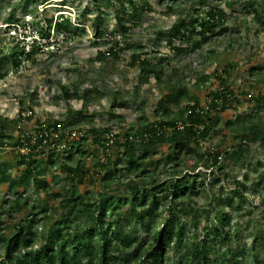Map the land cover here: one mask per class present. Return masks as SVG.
<instances>
[{
    "label": "rangeland",
    "instance_id": "rangeland-1",
    "mask_svg": "<svg viewBox=\"0 0 264 264\" xmlns=\"http://www.w3.org/2000/svg\"><path fill=\"white\" fill-rule=\"evenodd\" d=\"M246 1L0 0L2 24L5 19L11 18L12 22L20 20V24L29 25L38 16L41 19L50 16L54 18L60 13L70 15L74 20L78 17L84 23V30L68 40L55 36L51 31V44L43 47L44 52L34 53V61H28L25 66L21 64L22 67L16 72L7 67L8 74L0 81V137L16 139L25 130L33 131L30 126L27 129L22 126V110L24 117L33 113L34 117L60 120L64 128L58 133L59 141H55L59 150L58 155L53 158L55 165L48 163L50 154L47 149L53 145L45 147L42 149L44 153L36 156L39 168L43 171L41 179H44L51 191L60 192L61 187L70 186V183L64 180L67 172L61 169L64 159L67 158L74 163L82 161L83 170L87 171L83 183L75 186L77 195L85 202L86 197L99 201L103 195H112L116 200L122 196L129 198V194L124 192L127 180L123 179L121 185H113L109 190L100 181L106 169L100 168L99 165L108 162L107 156L110 155L112 162L117 161V168L125 166L124 161L118 158L121 148L114 143L109 144L105 138H102L105 148L93 143L90 129H109L116 135L112 140L116 138L121 144L124 134L134 133L140 125L157 121L155 108L161 97L166 94L165 85L169 80L176 81L183 75L186 88L205 109L209 100L208 93L219 88L220 80L217 76L221 75L225 84L230 87L234 99L222 112L209 114L218 129H210L206 138L200 142L202 150L210 154L214 151L223 153L217 167L221 170L214 169V174L211 175L218 177L220 184L211 186V176L205 179L196 178L198 186L204 181L202 183L205 191L187 201L186 209L170 200L163 202L165 212L160 221L163 223L170 219L169 226L173 229L174 236L166 242V253L161 264H184L193 246H199V249L205 251L207 264L220 263L224 258H233L240 264H264V177L261 166L264 160V143L254 142L247 146L240 144L238 147L239 139H235V136L240 134L231 133L223 127L225 121L233 122L236 117L244 114L258 113L260 122H264V109L261 110L257 102L261 99L264 103V74H249L251 68L262 67V71L264 70V14L260 20H255L245 4ZM250 1L255 7L260 4L264 12V0ZM95 2L99 10L94 9ZM130 3H135L143 9L122 20L121 24L129 28L123 37L118 34L116 14L121 12V5L129 8ZM169 5L172 7L171 11H168ZM206 6L225 10L228 15L226 29L215 30L214 36L207 37L205 42L195 48L192 47V42L167 43L163 33L167 32L178 18L192 16L194 9ZM95 17H99L101 22L99 38H95L92 30ZM133 22L136 26L131 27ZM113 33L117 34L116 39L121 43L125 38L129 49L117 58L97 60L96 56L103 47L93 43L111 39ZM11 44L5 40L0 46L5 51L14 45ZM212 51L214 55L211 54ZM134 54L140 55L141 59L150 60L151 67L155 68V74L158 73L159 78L156 79L154 74H150L148 81L143 82L140 76L145 72L138 66L137 61L131 62V56ZM160 59L162 62L159 64ZM3 62L9 64L10 58L7 57ZM226 67L227 74L222 72ZM203 75L207 77L204 84L197 89L193 88V81ZM59 83L71 90L68 101L63 98ZM185 104L183 101L181 107ZM78 111L81 115L76 117L75 113ZM171 111L174 112L175 109L172 107ZM80 139H86L83 141L85 153L69 157L67 147L63 146ZM134 141L141 140L135 138ZM235 149L241 150V158L238 161L227 156ZM169 151L166 141L153 146L150 157L145 162L152 163V166H145V171H154L158 161L163 164ZM20 154H24L21 149L11 145L0 148V168L11 173L15 179L24 172V167L16 163ZM210 162L208 157L200 165L195 164L193 160L187 164V168H195L194 172L201 169L211 171ZM109 167L112 165L109 164ZM168 167V164H165V169ZM161 172L163 169L160 168L155 178L169 182V178ZM245 176L247 180H244L243 198L234 199L233 204L228 206L227 202L233 198L235 181H241ZM17 190L22 198L29 196L28 207H17L13 203L9 206L4 204V200L11 201L12 194L7 191L6 186H0V234L5 237L12 234L13 222L26 220L37 211L33 208L35 202L39 204L46 200V193L36 191L34 178L31 179L27 191L22 192L21 186ZM169 209L174 210L173 214H169ZM49 210L48 214H54L45 224H41V228L45 230L54 227L60 219L59 209L55 210L50 204ZM118 214L125 216L115 228L116 231L138 238L145 236L147 225L153 221L142 211L131 210L128 204L120 205ZM9 215L13 217L12 220L8 218ZM223 216L229 218V224L219 222ZM23 224L29 227L28 222ZM88 225L84 219L77 221L70 230L73 232L78 226V233H81ZM220 227L229 231L228 243L223 241L222 236L213 233L214 229ZM180 229L181 235L175 236ZM41 237V233L38 234L39 242L36 247L42 245ZM94 245L99 246L100 241ZM85 247L91 250L92 243L87 242ZM3 250L4 241L0 240V255ZM75 252L73 245L69 248V253L74 255ZM82 255L85 257V254ZM120 258L128 261L130 254H123ZM198 264H203V261Z\"/></svg>",
    "mask_w": 264,
    "mask_h": 264
},
{
    "label": "trees",
    "instance_id": "trees-1",
    "mask_svg": "<svg viewBox=\"0 0 264 264\" xmlns=\"http://www.w3.org/2000/svg\"><path fill=\"white\" fill-rule=\"evenodd\" d=\"M172 2V1H171ZM96 4V2H95ZM246 6L249 12L253 14L255 20H260L264 14L263 7L258 4L256 7L250 0L246 1ZM173 6V4H172ZM94 9L99 10L96 4ZM141 8L135 3H130V7L126 8L121 5V12L116 14L118 19V34L123 37L129 31L128 27L121 24L122 20H126L130 15L137 12ZM193 10V15L180 17L176 23L167 32L163 33V37L168 44L177 41L192 42V47L200 46L206 41L209 36L215 35V30L226 29L228 15L224 9L218 7L206 6L204 8ZM171 5L168 6V11H171ZM248 14V13H247ZM189 18V19H188ZM76 20V21H75ZM73 19L70 15L63 13L41 19L40 16L34 19V22L29 24L32 31H35L40 38L39 42L33 44L30 52L26 53L20 49L13 40H8L0 36V43L3 41L10 42L13 45L9 50H3L0 46V81L4 80L8 74L7 67L14 72L20 67L26 65L28 61H34L33 54L39 51L44 52V46L51 44V31L55 36H60L63 40H68L71 36L76 35L79 31L84 30L82 21ZM99 17H95L92 25L95 38L101 35ZM5 24L21 23L20 20L12 22L11 18L5 19ZM136 26L134 22L131 27ZM112 38L94 42L93 45L103 47L96 56L97 60L104 61L108 58H117L129 49L126 39L124 42L117 40V34H111ZM213 54V51L211 52ZM214 55V54H213ZM9 57L10 63L5 64L3 61ZM159 60V64L162 62ZM166 60V59H163ZM138 62V66L145 73L141 74L140 78L143 82L148 81L150 74H154L158 79V73L155 74V68L151 67V61L141 59V56L135 54L131 56V62ZM162 73V70L159 71ZM227 74V67L222 70ZM251 76H262L264 70L262 67H255L249 70ZM220 80V86L214 91L208 93V104L205 109L199 105L195 98L185 86L183 75L176 81L169 80L166 85V94L161 97L155 108V116L157 121L151 124H142L134 133H126L123 135V141L114 138L113 142L121 148L118 152L119 157L124 161L125 166L117 168V161L107 156L106 163H101L100 168L106 169V172L101 177L100 181L104 187L109 190L113 185H121L123 179L127 180L125 193L128 197L116 198L112 195H103L99 201L92 197H86V202L82 200L80 195H77L75 186L83 183V179L87 171L83 170L82 161L73 162L71 159L65 158L61 169L66 171L65 181L70 183L69 187H61L60 192L53 193L48 187L44 179H41L43 171L39 168V161L36 159L37 154L44 153L42 149L48 148L50 154L49 165H55V156L58 155V133L64 128V124L60 120H51L46 118L34 117L29 113L28 116H23V110L20 112V120L22 126L31 127L32 132L24 131V133L16 139L8 137L4 139L0 137V148L6 146H14L18 149H26L24 154L18 156L17 165L24 167V172L18 179L12 177L11 173L0 168V186H6L7 191L12 194L11 201L4 200L3 203L8 206L12 203L17 207H28L29 196L21 197L18 187H22V192L28 190L31 179L36 181L37 192L46 193V200L39 204L34 203L35 213L31 214L26 220L13 222V232L9 236L0 234V240L4 241V250L0 255V264H161L166 253V242L174 236L173 229L169 226V220L161 223L160 217L165 212L163 202L170 200L176 203L177 206L183 205L186 209L187 201H191L198 196L200 192L205 191V186L201 181L198 186L196 178L205 179L214 174V169L221 170L218 167V160L223 154L222 151H214L211 154L208 151L202 150L200 144L208 135L210 129H218V126L212 122L209 114L211 112L219 113L226 109L227 105L233 100L232 91L225 84L221 75L217 76ZM206 75L198 77L193 81V88L201 87L206 81ZM63 98L68 101L71 97V90L59 83ZM76 89V86H75ZM185 101L184 107H181ZM259 108L264 109V103L259 99ZM172 107L175 111H171ZM71 112V111H69ZM76 117L81 115L80 111L76 112ZM20 125V127H22ZM223 127L231 133H239L235 139H239L238 147L241 144L247 146L249 143L260 142L264 143V122H260L258 113L244 114L238 116L235 121H225ZM92 142L101 145L105 148V143H102V138L105 133H110L109 129L97 130L91 128ZM55 135V137H53ZM114 136H116L114 134ZM135 138H140V142H135ZM12 140V141H11ZM86 139H80L78 142H72L69 145L63 146L67 149L68 156L74 154L85 153L84 142ZM105 141V140H104ZM166 141L169 144V153L165 157V164L168 168L165 169V164L160 161L156 163L155 170L152 172L145 171V166H152V163H145L151 154L153 146ZM12 142V143H11ZM106 142V141H105ZM75 147V149H74ZM109 147V145L107 146ZM241 148V147H240ZM66 149L64 151H66ZM229 158L238 161L241 158V150H232L227 154ZM208 157L211 161V171L201 169L194 172V169H188L187 164L195 160V164L204 163V159ZM54 158V159H53ZM109 164L112 167H109ZM262 170L264 177V160L262 161ZM209 167V166H208ZM163 169V174L169 178V182L159 181L155 178V174ZM141 176H140V175ZM211 186L220 184L218 177L211 176ZM262 179V175L260 176ZM63 180V181H64ZM244 180L235 181V187L232 189V197L228 206H231L234 199H242V190L245 189ZM71 194L72 196H68ZM116 200V202H115ZM53 205L55 210H60L58 216L60 219L51 229L45 230L41 228V224L51 219L54 213H49V206ZM128 204L131 210L142 211L148 218L153 221L147 225L145 236L138 238L129 236L122 232H117L116 227L124 220L125 215H119L118 209L120 205ZM13 205V206H14ZM169 214H173V209ZM168 214V215H169ZM175 215V214H174ZM12 220L13 217L8 216ZM86 220L89 225L83 228L81 233H78L79 228L71 232L70 228L74 227L77 221ZM28 222L29 227L23 223ZM222 224H229V218L223 216L220 220ZM79 223V222H78ZM40 229L43 231L41 232ZM182 229L175 233V236H180ZM41 233V244L36 247L39 242L38 234ZM213 233L222 236L223 241L228 243L229 231L216 228ZM100 241V245L96 247L93 244ZM87 242L92 243V249L85 247ZM75 246V254L69 253V248ZM189 249V248H188ZM85 254V257H83ZM123 254H130L128 261L120 258ZM203 261L207 264L208 260L205 251L199 249V246H193L190 254L185 259L184 264H198ZM214 264H240L238 261L231 259H222L221 262ZM261 264V263H254Z\"/></svg>",
    "mask_w": 264,
    "mask_h": 264
},
{
    "label": "built area",
    "instance_id": "built-area-1",
    "mask_svg": "<svg viewBox=\"0 0 264 264\" xmlns=\"http://www.w3.org/2000/svg\"><path fill=\"white\" fill-rule=\"evenodd\" d=\"M0 36L5 37L8 40H13V43L16 44L20 49H23L24 52H30L33 44L39 42L40 38L35 31H32L27 23H12L5 24L0 23ZM114 134L105 133L104 137L109 144H112ZM22 153H25L26 149H21Z\"/></svg>",
    "mask_w": 264,
    "mask_h": 264
}]
</instances>
